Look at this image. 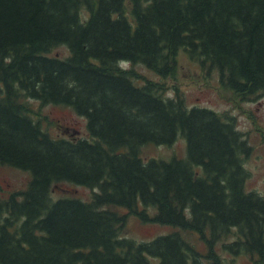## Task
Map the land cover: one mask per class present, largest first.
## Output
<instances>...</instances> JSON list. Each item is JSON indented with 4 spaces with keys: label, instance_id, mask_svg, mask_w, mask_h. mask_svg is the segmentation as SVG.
<instances>
[{
    "label": "trees",
    "instance_id": "trees-1",
    "mask_svg": "<svg viewBox=\"0 0 264 264\" xmlns=\"http://www.w3.org/2000/svg\"><path fill=\"white\" fill-rule=\"evenodd\" d=\"M180 51L243 100L263 96L264 0H0V163L30 173L0 193V264H225L220 247L264 264L252 146L234 116L168 94ZM32 100L71 106L88 136H54ZM178 137L185 157L141 152ZM62 181L92 197H54ZM132 215L174 229L137 240Z\"/></svg>",
    "mask_w": 264,
    "mask_h": 264
},
{
    "label": "rangeland",
    "instance_id": "rangeland-1",
    "mask_svg": "<svg viewBox=\"0 0 264 264\" xmlns=\"http://www.w3.org/2000/svg\"><path fill=\"white\" fill-rule=\"evenodd\" d=\"M56 51L62 55L69 54V48L65 45L58 46ZM121 64L134 68L143 75L159 77L143 63L123 61ZM176 76L168 79V94L173 95L174 85H179L189 106H207L234 116L237 127L245 133L243 138L252 146L250 154L244 157V165L251 173L247 178L246 188L264 194V95L243 100L242 97L220 84L217 70L206 74L200 64L191 60L183 51L179 55ZM32 101L44 120V126L54 136L73 137L77 134L88 136L86 117L78 114L71 106L52 103L41 105L39 100ZM141 152L145 158H171L175 155L185 157L186 140L184 137H178L170 145L149 143L144 145L143 149L141 148ZM29 180L30 173L27 170L0 163L1 194L6 196L13 190L25 188ZM52 194L54 197L78 196L88 200L92 197V190L87 186L62 181L54 184ZM173 229L174 227L169 224L147 223L132 215L128 220L126 231L129 236L137 240H149ZM182 232L187 238H193L198 247L206 250V245L197 233L190 230ZM235 237V235L230 236L231 239ZM220 252L225 264H254L253 260L257 257V255L252 257L247 252L233 255L221 247Z\"/></svg>",
    "mask_w": 264,
    "mask_h": 264
}]
</instances>
